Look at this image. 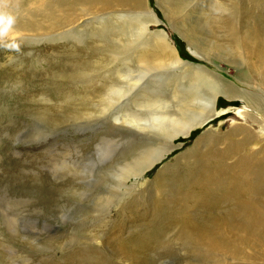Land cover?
Wrapping results in <instances>:
<instances>
[{"label":"rangeland","instance_id":"obj_1","mask_svg":"<svg viewBox=\"0 0 264 264\" xmlns=\"http://www.w3.org/2000/svg\"><path fill=\"white\" fill-rule=\"evenodd\" d=\"M146 1L162 20L150 29L166 30L184 60L257 94L264 105V0H179L180 16L193 10L191 21L214 31V57L206 58H197L182 35L186 22L168 13L171 0ZM133 20L122 38L132 36ZM32 32L0 34L4 264H264V114L238 91L234 99L221 95L213 122L175 139L143 176L122 179L125 163L159 143L156 130L142 127L151 111L143 94L162 90L171 100L169 83L182 79L181 71H148L140 95L128 91L122 100L109 88L137 74L125 58L130 52L101 48L106 58L93 67L99 52L90 48L100 33L89 25L64 38ZM69 62H77L72 74ZM59 73L69 76L63 81ZM59 81L64 95L53 91ZM139 116L140 124L131 122Z\"/></svg>","mask_w":264,"mask_h":264},{"label":"bare ground","instance_id":"obj_2","mask_svg":"<svg viewBox=\"0 0 264 264\" xmlns=\"http://www.w3.org/2000/svg\"><path fill=\"white\" fill-rule=\"evenodd\" d=\"M158 2H164V0H159ZM167 4L171 7V10L168 9L170 15L174 16V14L178 13L177 16H180V14L183 13V11L180 10V8H182V3L179 0H171L167 2ZM56 10H61L62 13L57 14ZM0 11L13 17V23L7 26L6 31H4L5 24L0 23V34L7 33L13 35V31L14 33L33 31L32 33L43 32L45 35L59 33L60 37L64 38L72 31H79L81 28L89 25L94 32L100 33V35L95 37L96 43L94 47L90 48L92 52H99L96 62L93 63V67H99L103 62L102 60L106 58L101 55L99 50L101 48H108L110 46L113 50L117 48L122 52H130V55H125V58L132 61L134 65H137L136 67H138V69L136 68L137 71L135 70L137 74L128 77V85L117 88L116 84L111 85L109 88V90H111V97H126L128 91L140 95L142 87L146 84L144 77L147 75L148 71L160 70L162 68H169V71L170 68L179 70V72L181 71L179 74L183 75V78L182 76L179 77L182 79H177L176 82H166L169 83L172 91L171 100L164 97L161 93L163 92L162 90L156 89L153 93L154 95L143 94V98L146 102L142 106L150 108L151 111L148 112V115L145 114L146 112L143 113L146 115V118H143L142 127L150 126L152 130H156L158 133H155L157 134L155 140H158L159 143L142 149L135 155V158L131 162L125 163V165L121 167V172L118 174L122 179L123 176L127 178L130 176H143L148 169L155 163L163 160L165 156L171 152V149L175 147V139L179 137H189L194 129H200L213 122L219 115L218 101L221 95L228 99H234V93L238 91V97H240L245 104L250 106L251 109L264 114V105L255 97L257 94L254 96L252 93H248L242 89L240 90L229 81L223 79L221 74L216 75L201 64H195L184 60L179 54L174 43L175 41L172 40L170 34L166 30H151L150 25L160 24L162 20L158 17L156 12L149 7V3L146 0H2V2H0ZM193 13L194 11L191 10L186 16L184 15V18L180 16L181 21L188 22L187 24H183L180 21L182 25V35L197 58H206V55L213 56L210 54V51H212L214 43L212 44L210 41L214 35V31L209 26L196 24L194 21H191ZM37 18L41 20L45 19L47 24H43L41 20L37 21ZM116 19H120L121 22L118 23V27L115 26V30H110L112 21ZM130 19H134L130 22L133 26V28H131L132 36L130 38H122L125 33V27ZM215 19L217 20V18ZM224 20L225 18L218 19L221 24ZM184 26L188 28L185 29ZM206 51H208L209 55ZM215 53L217 54V52ZM109 60H111V58ZM228 61L231 63V59H228ZM114 62H116V60ZM76 63L69 62L64 64V67L66 66L67 69L71 70L69 74L75 72H73L72 69L78 67ZM114 67L117 66L115 65ZM29 68L21 70L22 78L29 77L31 72V68ZM129 68H126V73L132 71ZM115 70L117 71V69ZM118 70V73L122 71L121 69ZM7 74H9V72ZM175 74H172V78H174ZM67 75L68 74L59 73L57 78H61V80L64 81ZM79 75L82 77L83 71L82 74L80 72ZM176 77L177 76H175V78ZM124 78H126V76ZM187 78L189 79L186 80ZM107 80H111V78ZM164 81L165 80L162 82ZM65 84L61 81L56 82L53 91L57 95H64L66 93ZM241 114L243 116L249 115V111L248 113ZM129 115L133 116V113H129ZM135 116L138 115L136 114ZM148 117L150 118L147 119ZM132 118V123L140 124V122H138L141 120L140 116L138 118ZM237 128L238 127H236V129ZM146 131L147 130H145V132ZM151 136L153 137V135ZM48 187L49 186H47V188ZM50 198H52L51 194L47 201H49ZM0 264H4L1 252Z\"/></svg>","mask_w":264,"mask_h":264},{"label":"clouds","instance_id":"obj_3","mask_svg":"<svg viewBox=\"0 0 264 264\" xmlns=\"http://www.w3.org/2000/svg\"><path fill=\"white\" fill-rule=\"evenodd\" d=\"M0 2H2V0H0ZM0 23L5 24L4 31H6L7 26L13 23V17L5 12L0 11Z\"/></svg>","mask_w":264,"mask_h":264}]
</instances>
